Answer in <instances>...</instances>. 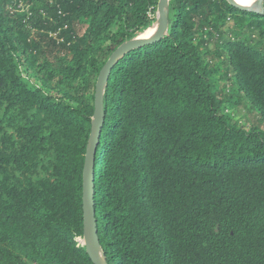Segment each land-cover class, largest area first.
Wrapping results in <instances>:
<instances>
[{
    "label": "trees",
    "instance_id": "1",
    "mask_svg": "<svg viewBox=\"0 0 264 264\" xmlns=\"http://www.w3.org/2000/svg\"><path fill=\"white\" fill-rule=\"evenodd\" d=\"M158 3L0 0V264H94L78 239L95 86ZM168 19L105 89L94 199L106 264H264V130L223 113L207 61L264 120V14L171 0Z\"/></svg>",
    "mask_w": 264,
    "mask_h": 264
},
{
    "label": "water",
    "instance_id": "2",
    "mask_svg": "<svg viewBox=\"0 0 264 264\" xmlns=\"http://www.w3.org/2000/svg\"><path fill=\"white\" fill-rule=\"evenodd\" d=\"M171 0H159L158 14L159 24L154 37L150 39L135 38L119 46L111 55L104 67L101 69L94 95L93 133L86 155L83 178V210H84V237L79 241V246L84 247L94 264H106L101 249L98 235L96 209H95V168L96 154L100 145V136L105 122L104 93L110 78L111 72L117 62L134 48L142 47L154 42L161 41L169 31L168 6ZM232 6L245 12L264 14V0H258V9L250 6H243L236 0H227Z\"/></svg>",
    "mask_w": 264,
    "mask_h": 264
},
{
    "label": "rangeland",
    "instance_id": "3",
    "mask_svg": "<svg viewBox=\"0 0 264 264\" xmlns=\"http://www.w3.org/2000/svg\"><path fill=\"white\" fill-rule=\"evenodd\" d=\"M249 6L254 9H258L257 1ZM151 14L154 17L153 26L137 38L150 39L155 35L156 25L158 28L159 24L158 6L156 10L152 9ZM152 28L155 29L154 34L147 36L146 34ZM202 52H205V50H202ZM207 61L214 66L212 67L214 70L217 69L213 74L215 95L217 97L218 104L222 107L223 113L230 115L232 122L236 123L240 127L250 129L252 127L258 126L264 130V120L253 106L252 102L243 92L240 91L233 73L227 74V69L222 67L221 62L218 60L209 61L207 59ZM23 72L31 81L35 82L36 75L32 71H26L23 69ZM80 240L81 239H78V243Z\"/></svg>",
    "mask_w": 264,
    "mask_h": 264
},
{
    "label": "bare ground",
    "instance_id": "4",
    "mask_svg": "<svg viewBox=\"0 0 264 264\" xmlns=\"http://www.w3.org/2000/svg\"><path fill=\"white\" fill-rule=\"evenodd\" d=\"M238 3H240V4H242L243 6H249V5H251V4H253V3H255L256 1L258 2V0H236ZM154 32H155V29L154 28H152V29H150L149 31H148V33L146 34L147 36H151L152 34H154ZM156 32H157V25H156ZM156 34V33H155ZM145 35V36H146ZM155 36V35H154ZM154 36H152V37H154ZM151 37V38H152Z\"/></svg>",
    "mask_w": 264,
    "mask_h": 264
}]
</instances>
